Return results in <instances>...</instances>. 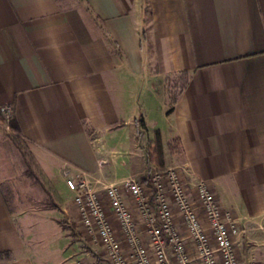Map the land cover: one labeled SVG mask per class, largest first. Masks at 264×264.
Instances as JSON below:
<instances>
[{
	"label": "crops",
	"instance_id": "crops-1",
	"mask_svg": "<svg viewBox=\"0 0 264 264\" xmlns=\"http://www.w3.org/2000/svg\"><path fill=\"white\" fill-rule=\"evenodd\" d=\"M3 107L61 218L77 221L64 170L101 192L142 179L158 132L163 167L239 219L237 259L264 249V0H0ZM8 131L0 120V142ZM3 185L0 264L104 258L81 252L55 210L11 207Z\"/></svg>",
	"mask_w": 264,
	"mask_h": 264
},
{
	"label": "built area",
	"instance_id": "built-area-1",
	"mask_svg": "<svg viewBox=\"0 0 264 264\" xmlns=\"http://www.w3.org/2000/svg\"><path fill=\"white\" fill-rule=\"evenodd\" d=\"M0 113L9 122L10 108ZM62 176L79 226L104 253L96 264H237L239 219L220 210L205 183L188 185L182 168L152 170L146 185L128 178L102 192L84 173Z\"/></svg>",
	"mask_w": 264,
	"mask_h": 264
},
{
	"label": "rangeland",
	"instance_id": "rangeland-1",
	"mask_svg": "<svg viewBox=\"0 0 264 264\" xmlns=\"http://www.w3.org/2000/svg\"><path fill=\"white\" fill-rule=\"evenodd\" d=\"M62 3L69 5L77 0H60ZM186 77L185 75H176L172 78L167 79V92L172 99L176 96L178 91L185 84ZM2 121L8 124L4 116L0 113ZM28 147L26 143L21 139V137L11 130L8 131V134L0 142V178L3 180V187L6 195L8 196V202L11 207H16L18 209H53V205H56L52 198L50 197L49 192L46 190V186L41 183L36 177H34V172L30 167L31 157L28 152ZM145 155L147 156L146 160L153 163L152 167L147 166L146 172L142 179L138 181L143 184H147L149 173L152 170L163 171L167 168H177L176 166L168 167H157L156 163L151 160L150 151ZM145 160V161H146ZM69 185V184H68ZM66 190L72 192L69 187L65 186L64 197H66ZM57 206V205H56ZM54 208L55 215L58 218V222L64 229H67V235L71 237V242H81L80 247L83 249L81 252L89 253L91 257H98L94 254L93 250L97 251L96 246L91 244V241L84 234L83 229L79 226L77 221H73L72 218L69 220L61 218L60 208ZM177 221V217H176ZM177 223V222H176ZM83 238V239H82ZM236 251V248H235ZM250 251V254L247 252ZM246 253L249 254V257L245 259H236L237 264H264V249L247 250ZM259 255L258 258H255L254 254ZM249 258V259H248ZM83 259V258H81ZM97 263L101 261L100 258Z\"/></svg>",
	"mask_w": 264,
	"mask_h": 264
},
{
	"label": "trees",
	"instance_id": "trees-1",
	"mask_svg": "<svg viewBox=\"0 0 264 264\" xmlns=\"http://www.w3.org/2000/svg\"><path fill=\"white\" fill-rule=\"evenodd\" d=\"M0 120H2L1 116H0ZM7 126L11 131L15 133L20 132L17 122L12 118L9 120ZM149 150L151 154L150 157L151 160L156 163L157 167L160 168L163 167L162 145H161L160 134L158 132H155L152 147H150ZM52 207L53 209L54 208L58 209L56 205H53Z\"/></svg>",
	"mask_w": 264,
	"mask_h": 264
}]
</instances>
